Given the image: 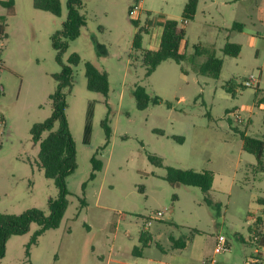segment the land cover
Wrapping results in <instances>:
<instances>
[{
	"label": "rangeland",
	"instance_id": "rangeland-1",
	"mask_svg": "<svg viewBox=\"0 0 264 264\" xmlns=\"http://www.w3.org/2000/svg\"><path fill=\"white\" fill-rule=\"evenodd\" d=\"M8 1L0 0V213L19 215L36 208L49 216V200L58 198L60 190L45 177L31 129L53 112L55 75L62 65L52 37L67 20L68 0H60V17L35 9L33 0H14L13 9L1 3ZM178 1L85 2L81 12L87 25L61 55L64 65L74 53L83 60L74 68L71 85L63 89L77 148V169L67 179L69 205L60 226L30 249L38 224L11 237L1 264H167L175 251L171 238L193 237L208 251V264H247L254 248L239 237L250 241L247 216L260 215L255 200L264 197V171L243 150L241 133L264 139V107L257 104V88L244 83L262 75L264 89V0H226L229 5L223 9H209L203 2L196 19L186 23L189 59L182 64L167 60L148 76L140 52L133 49L135 35L147 24L180 16ZM136 2L149 10L139 15L138 27L129 16ZM235 23L244 30L233 29ZM150 40L144 33V49ZM227 41L241 45L238 58L224 54ZM198 45L215 50L224 61L219 79L194 70L191 58ZM86 62L97 63L108 74L107 96L88 90ZM230 80L237 84L235 96L224 88ZM140 87L152 100L163 102L140 110L135 97ZM91 105L93 133L87 145L84 130ZM233 112L239 113L241 123ZM106 119L112 130L108 145ZM59 127L56 124L54 131ZM150 155L162 158L164 167L154 166ZM94 158L102 170H94ZM169 167L213 172L209 196L220 208L208 206L200 188L169 184ZM159 212L163 217H157ZM149 221L152 225L145 230ZM146 231L152 241L144 248ZM221 235L231 248L214 255ZM135 249L142 250L143 257L136 256ZM194 250L192 244L178 254L192 259Z\"/></svg>",
	"mask_w": 264,
	"mask_h": 264
},
{
	"label": "trees",
	"instance_id": "trees-1",
	"mask_svg": "<svg viewBox=\"0 0 264 264\" xmlns=\"http://www.w3.org/2000/svg\"><path fill=\"white\" fill-rule=\"evenodd\" d=\"M87 0H68V16L66 22L63 24V29L55 33L52 37V43L55 50H57V61L62 65V71L55 75L58 82L57 91L51 96L53 104L52 115L43 123H36L31 129V135L34 143L40 145L39 161L40 166L44 171L47 179L54 180L60 190V195L56 199L49 200V216H46L44 211L40 209H30L22 214H6L0 213V264L5 257L7 251V243L13 236H21L26 234L31 224L36 223L39 229L35 232L28 244V249L38 244L39 239L50 229L58 228L65 216V212L69 205L67 179L77 169V148L73 136L70 132L66 109L67 103L63 89L71 85L74 77V68L78 67L82 62L79 54L74 53L69 58L68 65H64L61 61V55L69 49L70 42L78 39L82 34V29L87 25L86 16L81 12ZM200 0H188L183 11L181 20L168 19L164 23V30L162 34L160 48L157 51L143 49L142 41L143 34L149 33L146 28L139 29L133 41V49L135 52H140L143 64L147 69V75L151 76L157 68L167 60H174L178 64H182L189 58L187 51L182 50V46L187 47L186 39V23L193 21L197 15L198 5ZM10 9L14 7V0L8 2H1ZM34 8L44 12L51 13L56 17L62 15V3L60 0H33ZM135 26H139V21H133ZM244 26L235 23L233 29L242 31ZM4 33L2 29L0 31ZM242 47L239 44L227 41L223 52L226 56L238 58L241 54ZM206 55V60L198 64L196 60ZM135 55L132 54L131 57ZM1 62V61H0ZM194 70L204 76L213 79H219L221 76L224 61L216 55L215 50H210L202 45L196 46L195 54L191 58ZM85 74L87 78V88L91 92L99 93L104 96L109 94L110 83L109 76L106 72L99 70L93 63L86 62ZM183 70V69H182ZM184 72V71H183ZM227 93L235 96L234 91L237 89L235 80H230L225 85ZM3 90V89H2ZM2 91H0L1 93ZM262 95V98L259 97ZM135 97L138 102V108L145 110L149 107L151 102L154 104H161V98L151 99L145 88H138L135 91ZM255 98L257 104H264V90L256 89ZM109 119L103 122V127L106 132L107 145L110 142L112 130L109 126ZM56 124L60 127L54 131ZM93 105L90 106L87 123L84 130V144H90L93 133ZM48 134L46 138L44 135ZM243 140V149L247 153L253 155L258 164L261 165L264 159V139L248 136L246 133H241ZM175 140L183 142L184 139L174 137ZM150 162L156 167H164L163 159L157 156L150 155ZM94 170L100 171L103 168L101 162L93 159ZM95 177L92 174L91 179ZM165 180L175 186L177 184L187 187H197L207 194L206 202L208 206L220 208V205L215 203L210 198L209 193L213 188L214 173L211 171L197 172L191 169H178L174 167L167 168V175ZM177 196H174V200ZM260 240L257 242L258 246H264V231L259 234ZM175 248H184L186 241L183 239L175 240L171 238ZM142 241L144 248H146L152 241L150 237L142 234ZM142 250L135 249L134 254H141Z\"/></svg>",
	"mask_w": 264,
	"mask_h": 264
},
{
	"label": "crops",
	"instance_id": "crops-1",
	"mask_svg": "<svg viewBox=\"0 0 264 264\" xmlns=\"http://www.w3.org/2000/svg\"><path fill=\"white\" fill-rule=\"evenodd\" d=\"M187 1L188 0H179L178 1L179 8H180V6L182 7V11H181V15L180 16H176V17H168L167 16L163 21H161V23H160V21H158L156 24H153V25L152 24H147V29L149 30V34L151 35L149 48L147 50L157 51L160 48L165 21L168 20V19L181 20L182 15H183V11H184V8L186 6ZM238 1H239L238 3L244 2V0H238ZM203 2L206 4V6L209 9H211V8L213 9L214 7H217L218 9H223L224 7H227L229 5L228 1H226V0H200L199 1V5H198V10H197V15L200 13V7H201V4ZM141 4L143 6V12L149 13V10L146 9V6L143 5V3H141ZM256 7H258V4H256ZM197 15H196V17H197ZM196 17H195V19H196ZM243 30H244V28H243ZM186 49H187V47L184 46V44H183L182 50L185 51ZM95 66L99 70L104 71L101 67H99V65H97V63H95ZM262 81H263V77L261 75L260 78H259V86L257 87L260 90L262 89V87H261L262 86L261 85ZM1 87L4 89L3 85ZM262 90H264V89H262ZM260 98H262V95L259 97V99ZM255 105H256V103H255ZM261 106L264 107V104H261ZM0 134H1V130H0ZM0 155H1V151H0ZM260 169L262 171H264V159H263L262 164L260 165ZM261 192L264 193V190L262 189ZM255 201H256L257 205L260 207L259 210H258L260 215H256L255 213H249L248 216H247V219L250 220V223H251L250 237H249L250 241L245 240L243 237H239V239L242 242L247 243L250 246V248H254L253 254H251V256L247 260V264H250L249 263V259L251 257H253L255 249L257 247L256 244L253 241L254 235L264 231V197H258ZM144 234L147 235V237L151 238L150 234H148L147 231ZM197 234L199 236L200 232H198ZM251 238H252V240H251ZM197 241H198V238L197 237H193L192 240L188 239L186 241V246L184 248H175L174 247L175 251H174L173 254L170 255L169 262L167 264H208L209 263L208 259H207L208 251L205 248L200 247V244H198L199 242H197ZM192 244H193L194 249H195L194 250V258L187 259V258L183 257L182 255L178 254L179 252L186 251L190 247V245H192ZM216 244H217V239H216ZM228 245L230 247L229 243H228ZM173 246H174V244H173ZM215 254H216V249L214 250V255ZM136 256L143 257V252H141V254L136 255Z\"/></svg>",
	"mask_w": 264,
	"mask_h": 264
},
{
	"label": "built area",
	"instance_id": "built-area-1",
	"mask_svg": "<svg viewBox=\"0 0 264 264\" xmlns=\"http://www.w3.org/2000/svg\"><path fill=\"white\" fill-rule=\"evenodd\" d=\"M143 12V6L141 3L136 2L129 10V16L132 20H138L139 15ZM1 67V62H0ZM259 86V79L255 77H251L244 83V87L246 88H257ZM2 87L0 85V91ZM233 117L236 118L237 121L241 123L240 115L238 112L231 113ZM157 217H163V213L159 212ZM152 225V221L147 222L145 230H147ZM259 234L254 235L253 241L256 244V249L253 257L249 259L250 264H264V246H258L257 242L260 240ZM230 250L227 239L225 236L221 235L217 238L216 244V252L224 253Z\"/></svg>",
	"mask_w": 264,
	"mask_h": 264
},
{
	"label": "water",
	"instance_id": "water-1",
	"mask_svg": "<svg viewBox=\"0 0 264 264\" xmlns=\"http://www.w3.org/2000/svg\"><path fill=\"white\" fill-rule=\"evenodd\" d=\"M3 89V88H2Z\"/></svg>",
	"mask_w": 264,
	"mask_h": 264
}]
</instances>
